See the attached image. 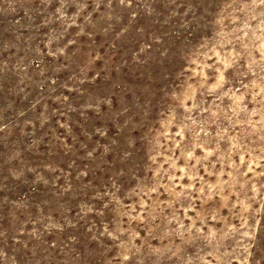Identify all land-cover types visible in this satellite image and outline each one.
Masks as SVG:
<instances>
[{"label": "rangeland", "instance_id": "374dc122", "mask_svg": "<svg viewBox=\"0 0 264 264\" xmlns=\"http://www.w3.org/2000/svg\"><path fill=\"white\" fill-rule=\"evenodd\" d=\"M0 264H264V0H0Z\"/></svg>", "mask_w": 264, "mask_h": 264}]
</instances>
